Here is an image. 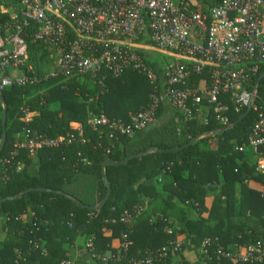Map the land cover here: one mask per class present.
Wrapping results in <instances>:
<instances>
[{
    "label": "trees",
    "instance_id": "obj_1",
    "mask_svg": "<svg viewBox=\"0 0 264 264\" xmlns=\"http://www.w3.org/2000/svg\"><path fill=\"white\" fill-rule=\"evenodd\" d=\"M20 2L5 0L0 11L22 10ZM8 22L0 12V23ZM33 31L30 25L23 37L26 65L32 67L27 76L35 81L0 90V264H59L72 260L74 248V264H145L147 253L151 264H234L202 259V242L210 239L229 250L264 244V174L257 170L264 146H248L264 114V77L255 90V110L239 122L247 108L235 106L226 93L219 97L226 125L205 99L195 104L189 98V114L174 109L167 123L127 137L91 126L90 114L128 122L150 104L153 85L131 69L117 77L43 72L47 50L31 40ZM141 56L157 79L173 62L159 54ZM183 63L188 77L182 88L209 85L210 68L196 74ZM261 75L264 63L245 86L248 92ZM203 106L201 119L197 111ZM163 111L160 103L155 121ZM27 114L32 117L24 121ZM43 137L72 139L34 155L15 147ZM108 189L107 201L95 211ZM176 243L179 250L172 253Z\"/></svg>",
    "mask_w": 264,
    "mask_h": 264
},
{
    "label": "built area",
    "instance_id": "obj_2",
    "mask_svg": "<svg viewBox=\"0 0 264 264\" xmlns=\"http://www.w3.org/2000/svg\"><path fill=\"white\" fill-rule=\"evenodd\" d=\"M213 1L21 0L22 10L0 11L9 19L8 23H0V90L35 81L27 76L32 67L26 65L28 47L23 37L26 28L34 25L31 40L56 53V73L95 77L107 72L117 77L131 69L153 85L150 104L130 116L128 122L90 114L91 126H104L132 137L153 124L163 98L184 114L190 112L189 98L195 104L205 99L213 105L216 120L226 125L220 95L229 93L235 106L255 110V91L248 92L245 86L264 63V0H222L218 6H211ZM150 53L173 59L160 79L141 56ZM183 62L192 64L196 74L206 67L211 69L207 89L182 88L188 77ZM76 129L81 135L80 126ZM71 139L35 138L15 147L34 155L43 148L70 143ZM248 141L254 151L264 146L263 113H259ZM257 170L264 174V158L257 162ZM179 247V243L174 244L172 253ZM198 252L207 260L214 257L234 264L264 262L262 243L229 250L205 239ZM151 261L147 253L144 263ZM59 264L74 263L67 259Z\"/></svg>",
    "mask_w": 264,
    "mask_h": 264
},
{
    "label": "crops",
    "instance_id": "obj_3",
    "mask_svg": "<svg viewBox=\"0 0 264 264\" xmlns=\"http://www.w3.org/2000/svg\"><path fill=\"white\" fill-rule=\"evenodd\" d=\"M207 87L208 86H206L205 84H204V81H201L200 83H199V85H198V87H197V90H205V89H207ZM162 105H163V107H164V111H163V113H162V115L160 116V118L158 119V120H154V122H153V126H160V125H162V124H164V123H167L169 120H171L172 119V117H173V110H174V108H172L167 102H166V100L163 98V100H162ZM206 109V108H205ZM205 109H204V106L202 107V108H200V109H198V111H197V117L198 118H203L204 117V115H205ZM31 117H32V115L31 114H29V116H28V120H30L31 119ZM72 127L73 128H78L79 127V125L78 124H72ZM142 135H140L139 137H141ZM248 153H249V151H248ZM260 160V159H259ZM258 160V161H259ZM76 256H77V250L74 248V249H72V251H71V254H70V258L73 260V259H75L76 258Z\"/></svg>",
    "mask_w": 264,
    "mask_h": 264
},
{
    "label": "water",
    "instance_id": "obj_4",
    "mask_svg": "<svg viewBox=\"0 0 264 264\" xmlns=\"http://www.w3.org/2000/svg\"><path fill=\"white\" fill-rule=\"evenodd\" d=\"M262 77H264V75H261L258 79H257V82L255 84V87H254V91L257 89L258 85H259V82L260 80L262 79ZM2 107H3V113H2V117H1V127H2V135H1V142H0V152L2 151L3 149V146H4V143H5V106L4 104L2 103ZM250 111V107L247 108L245 114L238 120L241 121V119ZM237 122V123H238ZM235 125V124H234ZM173 151H177V150H173ZM130 158H127L125 159L124 162L128 161ZM108 164H112L111 162H106L105 165H108ZM121 164V163H119ZM109 192L110 190L108 189V193L106 195V197L103 199V201L95 208H93L95 211H98L104 204L105 202L107 201L108 197H109Z\"/></svg>",
    "mask_w": 264,
    "mask_h": 264
},
{
    "label": "rangeland",
    "instance_id": "obj_5",
    "mask_svg": "<svg viewBox=\"0 0 264 264\" xmlns=\"http://www.w3.org/2000/svg\"><path fill=\"white\" fill-rule=\"evenodd\" d=\"M3 2H5V0H0L1 6L3 5ZM154 53H150L149 55H152ZM56 60H57V55L55 52L52 51H48L47 50V54L43 55V58L41 60V67L43 69V72H48L51 73L55 70V66H56Z\"/></svg>",
    "mask_w": 264,
    "mask_h": 264
}]
</instances>
